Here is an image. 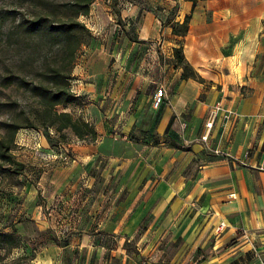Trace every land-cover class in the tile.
<instances>
[{"label": "crops", "instance_id": "1", "mask_svg": "<svg viewBox=\"0 0 264 264\" xmlns=\"http://www.w3.org/2000/svg\"><path fill=\"white\" fill-rule=\"evenodd\" d=\"M128 1L93 0L87 22L106 24L115 10L126 32L137 35L123 42L130 49L127 59L137 42L146 46L144 64L154 65L159 49L171 59L182 46L202 81L182 80L183 70H172L167 87H158L166 99L172 96L159 114L149 113L147 94L136 102L125 131L140 113L149 116L150 125L158 121L156 132L163 138L177 134L179 147L171 149L163 140L151 152L138 153V164L125 175L127 197L121 205L131 211L112 224V233L137 247L142 264H259L264 256V0H130L133 6L126 7ZM186 17L188 34L174 35L175 24ZM114 48L116 53L118 42ZM162 71L159 66L141 79L150 88L162 81ZM81 87L84 96L95 95L94 82ZM135 87L136 82L129 92L133 98L140 89ZM217 107L204 142L206 122ZM90 151L80 155L84 164L104 156ZM83 177L77 175V187ZM221 223L226 227L217 232Z\"/></svg>", "mask_w": 264, "mask_h": 264}, {"label": "rangeland", "instance_id": "2", "mask_svg": "<svg viewBox=\"0 0 264 264\" xmlns=\"http://www.w3.org/2000/svg\"><path fill=\"white\" fill-rule=\"evenodd\" d=\"M36 1L0 0V140L6 137V124L15 121L24 124V113L31 116L39 110V99L29 91V85L41 83V74L52 68H64V49L49 34L31 36L18 31L23 19L46 13ZM55 1L62 7L64 0ZM125 4L133 6L130 0ZM108 5L112 6V1ZM57 12L55 20L63 21V8ZM114 14L107 17L106 24L98 20L95 25L87 22L88 16L80 17L91 38L79 48L71 71V91L78 102L66 109L57 107L58 111L88 120L99 129L102 133L97 131V140H80L71 131L61 137L39 124H35L36 129H21L15 138L11 154L24 164V169L20 175L0 171V233L15 236L19 248L0 249V264L15 261L18 264H142L145 261L134 244L112 233L111 226H116V221L131 211L121 205L127 197L125 175L131 166L135 168L138 164L134 161L138 153L151 152L149 148H156L163 140L171 149L179 147L174 140L177 134L166 133L163 138L156 132L158 121L150 125L147 120L148 115L159 114L172 97L168 95L156 108L153 92L160 86L166 88L168 74L182 68L176 65L174 52L168 59L162 49L156 53L159 64H144L142 58L148 53L140 42L127 59L124 53L130 49L124 48L123 42L137 40V35L126 32L124 19L115 10ZM116 42L119 49L115 53ZM105 44L113 46L102 50ZM118 54L121 55L116 59L114 56ZM159 66L163 68L162 75L159 74L162 81L151 84L150 89L146 86L148 81L141 77ZM9 79L13 80L11 85L7 83ZM90 81L96 86L95 95L84 96L80 93L82 87H78ZM135 82L140 89L133 98L129 92ZM145 94L151 98L149 105L153 111H149L148 119L136 114L132 128L125 131L136 102ZM47 134L53 138L52 144ZM90 150L100 151L104 156L94 164H84L80 155L91 153ZM110 156L133 160L112 161ZM81 172L85 177L77 187V175Z\"/></svg>", "mask_w": 264, "mask_h": 264}, {"label": "trees", "instance_id": "3", "mask_svg": "<svg viewBox=\"0 0 264 264\" xmlns=\"http://www.w3.org/2000/svg\"><path fill=\"white\" fill-rule=\"evenodd\" d=\"M37 1L47 16L42 13L34 15L31 19H23L17 26L18 31L31 36L49 34L64 49V68H52L49 72L41 74V83L29 85V91L39 99L38 111H34L31 116L24 113V124L15 121L5 125L6 137L0 140V171L17 175L22 173L24 164L16 160L11 150L18 132L23 128H35V124H39L44 128L54 130L61 137H64L66 131H71L80 140L95 141L98 137L95 127L89 122L75 118L71 113L57 110L59 106L66 109L78 102V97L71 91V71L79 48L91 38L90 30L80 21V17L89 15L93 0H64L62 7L55 0ZM191 1L195 3L197 0ZM60 8L64 10V20L57 22L55 19L58 16L57 10L59 11ZM189 24L190 17H186L183 23L175 24L173 34L185 37L189 32ZM173 52L176 65L183 70L182 80L202 81L186 60L183 47L175 48ZM7 81L8 85L13 83V80ZM47 139L52 144L53 138L49 134H47ZM4 166L7 168H2ZM17 248H19V241L15 236L0 233V249ZM23 259L25 258L19 260ZM18 262L10 264H18Z\"/></svg>", "mask_w": 264, "mask_h": 264}, {"label": "built area", "instance_id": "4", "mask_svg": "<svg viewBox=\"0 0 264 264\" xmlns=\"http://www.w3.org/2000/svg\"><path fill=\"white\" fill-rule=\"evenodd\" d=\"M164 98H165V91H164V89L163 88L158 89L157 92H156V94H155V97H154V100H155L154 101V106L156 108L159 107L161 105L162 100ZM218 107L210 114L209 119H208V121H207V123L205 125L206 132H205L204 136L202 137V140L204 142L208 141L210 131L212 130V128L214 126L215 118L217 117L218 112L221 110ZM185 128H186V124L185 123H182V125H181L182 131H184ZM230 197L231 198H235V194H231ZM225 227H226L225 226V223H221L220 226L217 228V232L223 231ZM259 264H264V258H261L260 259Z\"/></svg>", "mask_w": 264, "mask_h": 264}]
</instances>
